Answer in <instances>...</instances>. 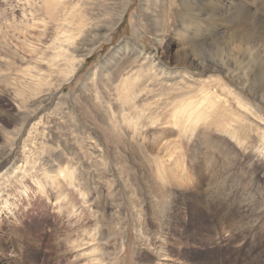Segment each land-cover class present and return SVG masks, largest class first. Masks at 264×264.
Returning <instances> with one entry per match:
<instances>
[{
    "label": "rangeland",
    "instance_id": "1",
    "mask_svg": "<svg viewBox=\"0 0 264 264\" xmlns=\"http://www.w3.org/2000/svg\"><path fill=\"white\" fill-rule=\"evenodd\" d=\"M27 1L0 0V156L16 142L0 161V264H204L196 254L213 264H264V154L237 143L225 123L208 121L192 131L185 119L168 123L175 107L201 98L184 88H212L211 77L249 100L262 120L263 100L224 74L179 62L180 23L169 22V31L155 36L140 16L141 0H129L121 22L72 80L62 82L61 71L52 75L51 87L59 90L34 115L36 108L16 93L20 78L30 81L22 75L26 68L47 72L51 35L33 54L1 50L3 37L15 50L12 21L28 12ZM121 1L115 0L114 10ZM239 3L263 18L264 0ZM124 41L159 58L158 82H143L142 89L128 85L124 94L115 88L110 75L120 59L109 58ZM245 61V83L264 82L263 63ZM67 161L75 170L71 182L57 173ZM158 164L166 173V201L148 195ZM201 217L211 231L192 242L190 225Z\"/></svg>",
    "mask_w": 264,
    "mask_h": 264
},
{
    "label": "bare ground",
    "instance_id": "2",
    "mask_svg": "<svg viewBox=\"0 0 264 264\" xmlns=\"http://www.w3.org/2000/svg\"><path fill=\"white\" fill-rule=\"evenodd\" d=\"M128 2L129 0H122L118 9L114 10L115 0H28L25 3L28 12L23 14L20 21L17 19L12 21L11 38L15 43V50L12 49L11 43L4 44L5 37L2 38L1 50L4 49L5 52L19 56L18 47L22 51L28 48L33 54L38 50V44H42V40L51 35L49 49L53 50V56L51 60L45 62L47 72L34 66L26 68L25 73L22 74H29L27 78L30 79L29 82L27 79L24 82V78H20V89L16 96L21 99L22 104L28 103L35 107L34 115L42 110L50 96L59 90L51 87L52 75L61 71V73L64 72L62 82L72 80L83 59L90 56L99 43L108 39L110 32L121 22ZM225 2L228 0H141L139 12L141 18L150 24L155 36L163 37L164 31H169V22L180 23L179 26L184 34L179 50V62L195 66L200 70L224 74L235 83L238 89L248 91L253 98L264 102V82L250 87L242 79L244 77L242 66L246 63L245 60L249 61L256 57L264 65V16L257 17L250 14L249 9H242L239 0L230 1L224 8ZM41 5H46L48 8L42 10ZM218 23H222V26ZM234 27L236 28L233 29ZM229 31L231 33H228ZM32 40L36 42L33 43ZM154 40L157 39L154 38ZM135 47L137 46L124 41L109 58L111 63L116 61V57L120 59L116 62L115 70L110 76L116 83L115 88L121 94L126 93L128 85L142 89L143 82L156 83L163 77V73L157 74L158 71L155 70L159 64V58L155 54H146L143 48ZM131 50L134 52H130ZM77 53H80L81 58L76 61ZM126 70L128 73L123 75ZM249 74L254 73L250 70ZM222 80L211 77V83L215 84L212 88L206 84L201 86L200 83L193 91H189L188 87L184 88L187 93L199 92L201 98L195 104L182 103L179 107H175L168 123L176 125L181 119H185L184 126L191 127L188 129L191 131L198 124L208 121L217 122L219 125L220 122L225 123L228 135L237 143L244 144L247 149L255 150L259 154H264V120L260 112L252 108L249 100L247 102ZM132 97H136V93ZM229 97L234 98L235 104H232V99ZM226 111L227 115L224 114ZM222 112L227 117H222ZM230 116L237 119H232L233 117L230 118ZM27 120L28 116L24 121ZM19 132L16 133L15 139ZM251 135L255 137L251 139ZM40 138L43 140L42 135ZM15 143L13 140L10 146L3 150L5 153L0 156V161L7 158ZM56 167L59 169L57 173L65 176L66 181L73 180L75 170L71 168L68 161L61 167ZM154 176L153 183L148 187V195L150 198L166 201L169 191L165 185L166 173L162 164H158ZM38 185L41 184L38 183ZM40 194H45L44 188L40 190ZM193 222L187 239L198 242L203 236H207L211 228L206 217ZM161 227L162 225L159 224L158 228L161 229ZM193 257L204 261V264L214 262L198 254Z\"/></svg>",
    "mask_w": 264,
    "mask_h": 264
}]
</instances>
